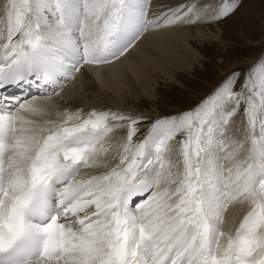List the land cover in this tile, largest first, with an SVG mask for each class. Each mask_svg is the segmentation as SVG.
I'll list each match as a JSON object with an SVG mask.
<instances>
[{
	"label": "snow or ice",
	"instance_id": "6c2138e0",
	"mask_svg": "<svg viewBox=\"0 0 264 264\" xmlns=\"http://www.w3.org/2000/svg\"><path fill=\"white\" fill-rule=\"evenodd\" d=\"M152 7L0 0V264H264V62L233 70L193 107L143 130L146 118L111 110L43 119L85 67L112 65L149 32L220 22L240 4ZM13 87L39 96L9 98ZM119 130L109 167L105 138ZM245 202L226 231L225 209Z\"/></svg>",
	"mask_w": 264,
	"mask_h": 264
},
{
	"label": "bare ground",
	"instance_id": "6f19581e",
	"mask_svg": "<svg viewBox=\"0 0 264 264\" xmlns=\"http://www.w3.org/2000/svg\"><path fill=\"white\" fill-rule=\"evenodd\" d=\"M151 2L153 3L151 10L158 13L162 10L159 5L175 4L179 2V0H153ZM204 2L212 4L215 3V0H204ZM217 25L218 23L213 24L215 27ZM210 27V25H195L191 28L176 27L146 33L141 41H139L137 45L119 61L114 62L112 65L102 66L97 70H91L85 67L84 76L81 77L77 74L75 80L66 82L63 85V91L60 95L53 96L51 101L47 102L49 112L43 117V119L59 120L60 117L57 116V112L63 113L65 109L73 112L77 109H82L86 114L93 109L120 112L121 108H130L137 111V113H139L138 111H142L145 112L146 115H148L147 112L151 115H160L166 112L170 113L177 109H174L173 107L182 105L180 107L183 108L184 103L182 102L181 104H173L171 102L165 104L163 102L162 105L161 103L152 102L154 97L153 90L157 83L156 80L158 77L164 80H173L176 79L174 78V75L177 71L183 69L191 70L194 68L193 63L196 60H199L203 55L201 54V51L199 52L198 49L193 47L191 40L203 41L204 38L209 36L206 30L210 31ZM235 34L244 41L246 44L245 47L254 48L261 44L259 38L253 39L251 35H247L244 32L237 31ZM211 35L213 38H218L217 34L211 33ZM223 55L224 54L221 53L218 56L221 63L217 64L220 69H225V66H227L226 62L228 61V56ZM254 62L255 58L247 55L243 58H235L231 62L232 64L230 67L225 70L223 74L228 73L234 68V66L239 64L244 65V67H249ZM199 75L204 77L205 74L199 71ZM215 82L216 80L213 82H207L209 85L208 87L206 86L208 89L205 88L207 90L206 92L214 87L216 84ZM194 91L192 92V95L195 94ZM29 95L31 96L28 98H36L39 96V93L32 92ZM198 98L199 96L196 95L195 99L198 100ZM164 109L167 111L164 112ZM133 115L135 116V114ZM120 136V134L116 135L112 133L105 138L104 143L105 146L109 148V151L103 158L107 161L109 167L115 165L114 163H118L119 151H117V149H119L118 142L121 140ZM247 154L248 153L244 156L246 157ZM241 158L238 156V159ZM105 170V168L82 169L81 172L82 174L85 172L95 174ZM143 198L144 197H136V203H139ZM245 203H234L225 209L224 219L226 223L224 229L226 231H233L239 217L250 205L246 204L247 207L245 208ZM134 206L135 204H133V207ZM242 208L244 210L240 213Z\"/></svg>",
	"mask_w": 264,
	"mask_h": 264
},
{
	"label": "rangeland",
	"instance_id": "374dc122",
	"mask_svg": "<svg viewBox=\"0 0 264 264\" xmlns=\"http://www.w3.org/2000/svg\"><path fill=\"white\" fill-rule=\"evenodd\" d=\"M239 4L240 7L238 8V10L227 19H224L220 22H213L210 24L208 23L198 24L199 26L202 25L211 26L210 31L206 30V32L208 33L210 39L212 40L209 39V36L207 38H204L203 41L191 40V44L193 45V47L198 49L199 52L201 51V54L203 56H201L199 60H196L193 63L194 68H192L191 70L183 69L180 70L181 72L177 71L176 74L174 73L175 74L174 78L176 79L164 80L158 77V79L156 80L157 83L155 84V88L153 90L154 97L152 102L161 103V105L163 102L165 104L169 102L173 104L174 103L181 104L182 102L184 103L183 108L180 107L182 105L173 108L174 109L177 108L179 112L184 111L190 107H193L202 98L209 95L219 85V83L233 70H239L241 72H246L248 70L249 67L247 66L244 67V65L239 64L237 66H234V68H232V70L229 71L228 73L223 74V72L230 67L233 59L243 58L244 56L247 55L255 58V62H264V0H239ZM216 23H218V25L216 26L217 28L213 26V24ZM187 27L191 28L192 26H184L181 28H187ZM237 31H241L246 33L247 35H251L253 39L259 38L261 40L260 41L261 44L254 48L245 47L246 44L244 43V41L240 37L236 36L235 33ZM210 32L212 34H217L218 38H213ZM221 53L228 56V61L226 62L227 66H225L226 67L225 69L222 68L224 70L218 67V64L221 63L219 61L220 58L218 56ZM199 71L205 74L204 77L202 75H199ZM255 71L258 72L259 69H256ZM214 80H216L215 82L216 84L211 90L206 92L207 91L206 89H208L207 87L209 85L207 82L208 81L213 82ZM193 91L195 93L193 94L194 96L192 95ZM196 95L199 96L198 100L195 99ZM123 109L124 108H121L120 112L122 113L126 112L125 114H130L132 112L130 115H132L133 117L141 116L146 118L142 121L141 124L142 130L146 129L149 126V124L155 119L163 116L172 115L178 112L176 109L170 113L166 112L160 115H151L149 114V112H147L148 115H146V113L142 111H138L139 113H137V111L130 108L129 109L125 108L126 110ZM163 111L165 112L167 110L164 109ZM133 114H135V116ZM137 114H139L140 116ZM235 119L239 124L240 117H236ZM233 127L235 129L236 126ZM114 134L116 135L120 134L121 135L120 139L122 140L123 136L126 135V130H119ZM226 135H232V133H227ZM235 136L237 139H241V140L244 139V137L241 136L239 132H235ZM249 147H250V141L246 140L244 143V148L239 153L240 158L242 157L241 159L246 158L244 155L248 153ZM117 151H119V149H117ZM246 204L248 205L249 203L248 202L245 203L244 206L245 208L247 207ZM243 208L240 213L243 212L244 210Z\"/></svg>",
	"mask_w": 264,
	"mask_h": 264
}]
</instances>
